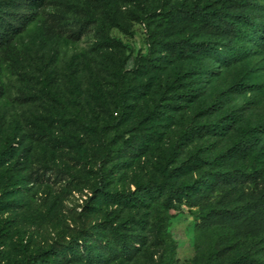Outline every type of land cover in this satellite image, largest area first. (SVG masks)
<instances>
[{
    "label": "rangeland",
    "instance_id": "1",
    "mask_svg": "<svg viewBox=\"0 0 264 264\" xmlns=\"http://www.w3.org/2000/svg\"><path fill=\"white\" fill-rule=\"evenodd\" d=\"M194 1L48 0L26 31L0 50V153L6 145L16 148L0 165V264H22L25 251L58 249L77 235L113 244V228L136 231L143 245L131 260L109 264H235L250 255L264 258L263 240L198 219L264 189V180H220L235 170L251 171L250 158L219 159L242 127L264 117V100L225 133L184 135L228 123L227 112L252 102V96H232L217 112L198 114L234 81L235 72L224 70L215 78L190 81L198 91L193 102L168 105L167 85L186 61L166 50L167 61L158 52L150 54L140 22L143 9L160 13ZM160 17L150 20L169 38L194 34L193 25L158 23ZM78 22H86L87 32L74 39L65 24ZM121 75L124 102H118ZM11 170L21 187L12 188ZM164 177L175 187H191L190 197L176 203L154 193L147 206L136 207L112 197ZM103 179L101 198L95 190Z\"/></svg>",
    "mask_w": 264,
    "mask_h": 264
},
{
    "label": "trees",
    "instance_id": "2",
    "mask_svg": "<svg viewBox=\"0 0 264 264\" xmlns=\"http://www.w3.org/2000/svg\"><path fill=\"white\" fill-rule=\"evenodd\" d=\"M48 0H0V50L8 47L17 37L37 19L42 9L47 7ZM163 9V8H162ZM142 22L145 25L150 54L162 50L186 61V68L177 72L167 88L165 96L168 105L193 102L198 91L191 84L192 79L203 80L219 76L221 71H234V81L224 91L214 94L211 101L199 109L198 114L209 115L218 111L223 100L234 96H252V102L227 112L228 123L223 125H204L196 130L183 132L184 135L204 130V133H225L227 126L245 115L257 102L264 100V0H195L192 4H173L165 12L150 13L143 9ZM153 14V15H152ZM153 16H162L158 20L170 22L182 20V24L194 26L192 35L169 38L158 29L157 23L150 20ZM66 30L74 39H80L87 32L86 22L65 24ZM168 55L161 60L167 61ZM149 66L153 67L154 59L148 58ZM118 102H124L125 80L119 77ZM171 93V94H169ZM177 103V104H176ZM124 138V137H123ZM115 143V142H114ZM116 144V143H115ZM16 152L14 144L6 145L0 153V165ZM236 156L239 159L250 158L249 170H235L220 176V180H230L257 184L264 180V117L253 124H248L239 131L236 143L219 159ZM8 179L12 188L21 187L17 174L11 170ZM31 179H29L30 181ZM98 194L105 197L103 188L107 181L101 180ZM134 193L112 195L118 203L131 206H147L150 196L154 193L164 194L166 201L180 203L190 197L191 187H175L170 178L152 181L142 185ZM94 191V192H95ZM93 195L90 197V200ZM97 198V197H96ZM94 199L97 201V199ZM93 200V201H94ZM202 223L216 222L217 227L234 229L245 238L260 239L264 244V189L256 196L250 195L233 208L214 209L200 214ZM114 243L108 244L92 236L74 237L68 245L58 249L41 250L36 254H23L22 264H109L111 259L131 260L143 245V238L136 231L124 234L113 228ZM262 238V239H261ZM89 241V242H88ZM219 264V263H215ZM235 264H264V258L256 255L243 257Z\"/></svg>",
    "mask_w": 264,
    "mask_h": 264
}]
</instances>
